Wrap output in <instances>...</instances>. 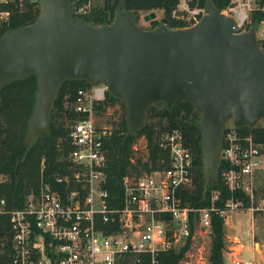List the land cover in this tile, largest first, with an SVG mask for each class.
<instances>
[{"label": "built area", "instance_id": "obj_1", "mask_svg": "<svg viewBox=\"0 0 264 264\" xmlns=\"http://www.w3.org/2000/svg\"><path fill=\"white\" fill-rule=\"evenodd\" d=\"M262 1L229 0L220 12L247 31L254 13L264 15ZM35 4L38 0H0V24L9 22L14 8ZM90 10L89 5L78 8L81 15ZM204 14V7L193 0H176L171 18L193 26ZM256 36L264 52V17L257 23ZM106 92L98 85L76 93L75 118L68 134L71 175L56 174L53 181L41 182L37 193L30 194L20 208L6 210L5 201L0 200V219L4 217L1 222L8 228L7 235L0 237L9 243L11 264H163L160 255L184 247L192 240L195 225L211 232L212 215L225 224L233 212H264V196H258L264 148L232 124L225 126L220 146L221 178L230 193L221 206H216L218 192L201 209L183 202V194L193 186L194 155L184 145L181 132L171 129L157 136V149L164 154L158 165L149 173L125 175L120 206L109 207L104 143L112 127L95 120L96 106L104 104ZM132 150L137 151L135 144ZM193 213L197 216L191 232ZM232 241L236 245L232 264H258L241 260L243 246L236 237Z\"/></svg>", "mask_w": 264, "mask_h": 264}, {"label": "water", "instance_id": "obj_2", "mask_svg": "<svg viewBox=\"0 0 264 264\" xmlns=\"http://www.w3.org/2000/svg\"><path fill=\"white\" fill-rule=\"evenodd\" d=\"M38 17L0 37V90L34 75L37 87L27 122L30 146L49 131V116L62 84L103 85L122 102L130 134L145 126L152 105L171 110L191 104L200 118L204 194L217 181L220 146L228 123L255 128L264 120V52L257 23L241 31L234 19L206 0L193 26L172 29L168 20L138 27L120 4L110 24L72 22L69 0H38ZM156 20L152 12L144 22Z\"/></svg>", "mask_w": 264, "mask_h": 264}, {"label": "trees", "instance_id": "obj_3", "mask_svg": "<svg viewBox=\"0 0 264 264\" xmlns=\"http://www.w3.org/2000/svg\"><path fill=\"white\" fill-rule=\"evenodd\" d=\"M78 4L84 0H69V4ZM206 0H193V3L204 7ZM215 8L222 11L229 0H211ZM264 3V0L262 1ZM122 4L124 11L136 23L141 14L143 17L152 12L161 11L171 26L170 19L176 0H103L90 10L87 16L79 19L93 26L110 24L117 7ZM38 6L27 5L21 10L14 8L7 24H0V37L8 31L32 24L38 17ZM264 17L254 13L251 25L259 23ZM74 18V16H73ZM157 26L156 20L150 22V29ZM85 81H66L60 87L53 108L50 112V127L47 133L30 146L26 141L27 122L34 106V94L37 80L30 75L24 80L14 81L0 90V200L5 201V209L20 208L30 194H36L41 182H51L56 174L70 176V163L67 156L72 150L68 142L69 128L75 118L72 103L76 93L81 88L90 87ZM120 104L122 116L117 126L112 125V135L104 143L107 150L106 182L104 188L109 194V207H119L122 194V179L127 174H140L150 171L158 160L164 156L156 146L157 136L171 129H178L184 139V145L194 155L193 186L183 194V202L195 209L209 206L213 192H218L216 206L230 197L228 189L221 178L222 163L218 169L217 181H210L204 194V180L201 163V134L196 124L199 114L187 102H176L169 111L163 103L152 105L145 118V126L136 134H130L126 123L124 104L114 99L106 92L104 104L96 106L97 114L102 113L107 106ZM240 132L250 134L264 148V126L257 125L253 129L242 128ZM138 137L145 141L144 150L135 155L132 147ZM133 161V162H132ZM43 166V167H42ZM240 198H243L240 196ZM244 201H246L243 198ZM196 214L190 215V229L194 228ZM0 219V234L7 235L8 228ZM225 224L222 218L211 217V244L208 257L209 264H225L223 252L225 249ZM190 248V240L178 251L160 255L163 264H179ZM0 264H11L10 246L6 239L0 237Z\"/></svg>", "mask_w": 264, "mask_h": 264}, {"label": "rangeland", "instance_id": "obj_4", "mask_svg": "<svg viewBox=\"0 0 264 264\" xmlns=\"http://www.w3.org/2000/svg\"><path fill=\"white\" fill-rule=\"evenodd\" d=\"M103 0H84L78 4L76 2L69 4L72 22H76L73 19L82 18L87 15H81L78 12V8L83 5H89L91 9L95 8L97 5H101ZM156 22L157 26L160 24V20L165 18L161 11H156ZM147 15V14H146ZM74 16V18H73ZM170 19L173 22L168 25L172 29L186 28L190 27L186 24H177L170 14ZM82 20V19H79ZM78 21V20H77ZM150 22L143 21V15L141 14L139 20L135 23L138 27L149 30ZM253 25V24H252ZM251 25V26H252ZM125 107V106H124ZM126 110V109H125ZM122 108L120 104H114L112 106H107L105 110L96 115V121L98 125L106 126H117L118 122L122 116ZM228 123L227 126H230ZM260 126H264V120L258 123ZM164 132V131H163ZM162 133V132H161ZM143 137H138L135 141V155H139L143 152L144 147ZM143 173H149L146 171H141L140 175ZM136 175V174H135ZM139 175V174H138ZM258 196H264V171L261 173L259 184H258ZM225 249L223 252V258L225 264H232L233 260V250L236 249V245L233 243V238H238L239 242L242 244L243 249L240 253L239 258L241 260H254L258 264H264V212L259 214H252L249 211H239L233 212L229 215V218L225 223ZM211 244V232H206L195 225L193 238L190 241V248L185 254L184 258L179 262V264H209L208 257L210 252ZM177 249L176 251H178ZM232 251V252H231Z\"/></svg>", "mask_w": 264, "mask_h": 264}]
</instances>
